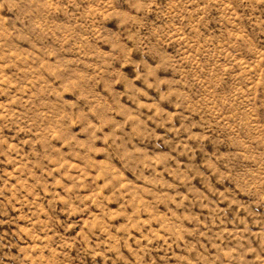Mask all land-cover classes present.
I'll return each mask as SVG.
<instances>
[{
	"label": "rangeland",
	"instance_id": "374dc122",
	"mask_svg": "<svg viewBox=\"0 0 264 264\" xmlns=\"http://www.w3.org/2000/svg\"><path fill=\"white\" fill-rule=\"evenodd\" d=\"M89 7L90 0H72L65 12L70 24L54 25L42 40L44 49L37 46L24 62L0 70L5 81L0 85V264H189L193 257H199V264H220V256L230 260L229 251L235 255L237 248L242 254L230 264H264V189H241L224 178L233 155L223 150L224 144L235 145L226 133L210 130L211 123L205 127L200 92L188 83L190 73L197 87L205 83L201 77L213 59L209 48L222 53L220 62L207 69L209 75L232 58L234 67L225 66L224 72H233L234 82L242 80L244 67L255 61L253 53L264 52V25L256 27L244 18L264 20V3L250 7L241 0H153L145 16L147 35L144 20L134 15L130 21L120 8L98 16L92 25L80 23L76 14ZM23 15L17 0H0V30L19 28ZM242 20L247 43L229 47L234 22L240 25ZM130 23L140 31L121 37ZM89 31L95 34L91 40ZM159 33L164 35L157 39ZM77 36L84 43H76ZM58 49L67 51L58 55ZM117 49L119 55L112 56ZM178 54L187 68L177 64ZM109 57L107 78L102 79L104 69L96 76L92 60ZM70 71L94 83L81 88L72 80L57 91L53 81L58 84ZM224 80L217 77V90ZM137 97H143L138 105ZM77 102L94 103L89 112H99L91 137L80 126L85 116L76 110ZM113 103L115 119L124 118V125L134 122L127 128L136 137L132 143L155 146V151L144 150L140 161L133 162L121 140L108 131L115 123ZM255 104L256 119H264V85H257ZM129 105L144 115H126ZM38 110L43 118L39 123L34 119ZM44 121H55L61 130L50 137L42 134ZM72 144L76 151H69ZM49 146L54 155L43 156L41 163ZM106 151L117 155L129 175H136L139 163L144 172L136 176L138 182L128 181L105 157ZM72 193H78L75 202L65 209ZM37 218L49 224L52 242L40 260L36 245L44 242L43 233H37L39 239L32 234L40 226ZM53 219L58 225L74 223L57 230L51 227Z\"/></svg>",
	"mask_w": 264,
	"mask_h": 264
},
{
	"label": "clouds",
	"instance_id": "9594fccd",
	"mask_svg": "<svg viewBox=\"0 0 264 264\" xmlns=\"http://www.w3.org/2000/svg\"><path fill=\"white\" fill-rule=\"evenodd\" d=\"M72 0H17V3L21 6L24 11V15L21 18L22 22L19 28L14 29L12 32L7 30H0V70H2L6 65H14L17 63L24 62L27 59L29 53H36L39 49H44L45 45L42 43L44 37H46L52 30L53 26L56 24H70L71 21L68 20V17L65 15L66 10H69ZM128 4V8H121V4ZM179 2V0H176ZM242 3H247L250 7H255L258 4L264 3V0H241ZM153 0H90L91 7L85 13L76 14V18L80 23L92 25L93 21L97 20L100 15H112L116 12L117 8L121 9V15L125 12L128 14L129 19L135 15L138 20H144L146 25L145 35L148 34L150 28L147 27V20L145 19L147 9L152 5ZM129 9L138 11H129ZM72 13L69 12V15ZM244 19L248 20L250 24L260 27L264 25V20H260L259 17L255 15L245 17ZM164 21H161L163 23ZM171 22V21H169ZM109 31H113L110 25H103ZM264 31V28L261 29ZM77 31L81 30L77 28ZM130 31L132 34L140 31L138 25L131 24L125 29H122L120 32L121 37H124L125 32ZM89 39L91 40L94 37V33L89 31L87 33ZM163 33L157 34V39L163 36ZM179 36L180 34L177 33ZM248 36L246 31L243 29V20L240 25H236L234 22V27L232 35L228 37L229 47L232 45H245L247 43ZM76 43H84L79 40V37H76ZM191 43V40L188 41ZM197 43H199L197 41ZM39 46V49L38 47ZM183 48L184 45L181 44ZM68 48H72L75 52V48L72 43L68 45ZM243 52V48L240 49ZM67 49H58V55H63ZM164 51H167L166 49ZM195 51V46L193 47V52ZM119 55V49L112 53V56ZM208 56L213 57L207 65H205L206 71L201 78L205 80L204 84L197 85L193 83L191 79V73L189 75L188 83L193 85V88L196 91L200 92L201 98V111L206 116L207 127L208 123L213 125V128L210 130L221 131L226 133V139L228 136L232 138V142L235 147H230L228 143L224 144V151L233 153L230 159L227 160L225 164V179H230L240 186L241 189L247 188L251 190L252 188L264 189V119L257 120L255 114V100H256V89L257 85H264V52L257 49L253 55L255 56V61L250 65H246L243 69L244 75L241 81H233L231 77L233 72H224V67L232 68L234 67L233 59H225L222 66L216 69L215 75H209L207 69L220 62V53L219 49L213 51L211 48L208 49ZM92 56L95 57V53H92ZM205 58V54L202 51L201 59ZM79 59V57H77ZM147 62V57L143 58ZM109 58H101L99 60L93 59L92 63L96 64L95 75L99 76L101 69H104L105 76L101 77L107 78V69H105V63L109 62ZM177 64L187 68L188 64L182 63V57L177 58ZM139 63V61L135 62ZM251 68L253 71L249 72L248 69ZM179 71V68L177 69ZM198 73V70H197ZM2 74V72H0ZM218 76H225L224 85L221 89L217 90L215 87V81ZM175 79V77H173ZM72 80H75L78 87H90L93 82L81 81L77 75L73 72H69L65 75L64 79L61 80L58 84L56 81H53V85L57 91L61 89L62 85L70 84ZM243 81H247L244 83ZM5 81L0 79V85L4 84ZM183 84V80L181 81ZM249 85H251V91H249ZM3 89H0L2 91ZM49 92L52 89H48ZM147 91V89H144ZM193 99H196L195 92H192ZM47 98V97H46ZM109 100H112V97H108ZM153 100L157 98L153 97ZM247 101V103H245ZM143 102V97H137V105ZM39 103V101H37ZM59 103V101H58ZM78 108L77 111H82L84 113L85 119L81 123V128L87 129V134L91 137L92 133L95 132L97 124L94 123L95 120L99 119V112L91 114L89 109L95 108L94 103H88L87 105L83 102H77ZM124 103H127L125 100ZM113 118L115 119V112L117 111L116 104L113 103ZM130 112L126 115L135 114L137 117H142L144 115L143 111L139 107H132L129 105ZM219 113V115H217ZM59 114H57L58 116ZM35 122L39 123L42 121V117L39 115V110L35 115ZM66 124L67 121L64 120L61 122ZM146 123V122H145ZM51 124V127L49 126ZM117 125H124V118L115 119V123L111 126L108 131L116 139H120L121 143L126 150L130 152L134 158L133 162L140 161L143 159L144 150L155 151V146L151 143L139 144L132 143L136 139L130 132L127 131V128L134 126V122H129L127 125H124L117 130ZM61 130V125L55 123V121H44V128L40 129L43 134L45 131L50 137L52 131L59 132ZM2 134V130H0ZM101 137L97 136L96 139L99 140ZM115 143V139L113 140ZM77 147L75 144H72L69 151H76ZM219 150V149H218ZM36 151L39 152V149ZM86 151V150H85ZM2 154V152H0ZM67 154V153H65ZM53 156L54 153L49 146L48 150L41 154L40 162L43 163V156ZM105 157L114 164L121 172L127 175L128 181L137 183L136 176L143 175L144 169L139 163H136V175H129V169L123 167V164L118 160L117 155L114 152H105ZM47 167V165H45ZM127 181H120V183H126ZM235 191V190H234ZM78 193H72L67 197L65 203V209L69 204L74 203L73 197ZM238 194V193H237ZM55 200V197H54ZM83 209H81L82 211ZM51 211V207L49 208ZM54 216L58 215L53 213ZM39 224V228L36 229L32 234L37 235V233H43L44 242L42 244L36 245L39 255L36 259L40 260L43 251L50 248V242L48 240V231L50 230L49 224L47 222H40L37 218L36 221ZM74 222H61L59 225L56 224L55 219L51 223V227L59 230L62 227L73 226ZM37 235V239H39ZM251 251V249H248ZM193 251H196L195 249ZM25 253L31 257V252L25 250ZM242 252L239 248L236 249V254L233 255L232 251H229L230 260H225L223 256L219 257L220 264H230L231 260L237 259ZM43 264V260H41ZM189 264H199V257H193V260L189 261ZM215 264V262H213Z\"/></svg>",
	"mask_w": 264,
	"mask_h": 264
}]
</instances>
